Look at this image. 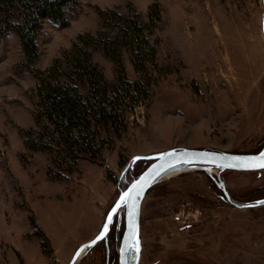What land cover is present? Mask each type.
Instances as JSON below:
<instances>
[{"label": "rangeland", "instance_id": "rangeland-1", "mask_svg": "<svg viewBox=\"0 0 264 264\" xmlns=\"http://www.w3.org/2000/svg\"><path fill=\"white\" fill-rule=\"evenodd\" d=\"M152 9L161 16L153 24ZM107 12L146 25L156 52L140 70L131 51L121 50L124 73L145 93L125 113L124 129L101 134L99 161L80 160L71 175L53 179L51 156L24 143L35 125L34 73L48 70L78 37L96 36ZM67 19L65 28L44 24L32 67L15 33L0 39V264H69L100 232L123 192L124 164L136 155L179 147L264 151V0H76ZM92 58L115 83L114 62L95 49ZM149 164L138 162L137 172ZM220 176L217 168L189 167L152 187L142 206L139 264H264V205L229 201L264 199V171L225 172L215 186ZM114 224L108 240L76 264H118L125 209Z\"/></svg>", "mask_w": 264, "mask_h": 264}, {"label": "trees", "instance_id": "trees-1", "mask_svg": "<svg viewBox=\"0 0 264 264\" xmlns=\"http://www.w3.org/2000/svg\"><path fill=\"white\" fill-rule=\"evenodd\" d=\"M75 2L0 0V39L15 33L26 65L32 67L40 56L37 36L43 31L44 24L49 22L61 28L67 27V9ZM101 18L102 30L96 36L78 37L71 50L56 58L48 70L34 73L38 82L35 125L24 134V143L32 153L51 156L48 175L53 179L63 180L71 175L80 160L99 161L101 145L105 143L101 134L119 133L121 128L124 129L125 113L135 107L139 96L145 93L141 81L133 84L124 73L121 50L127 48L131 51L135 67L140 70L145 58L154 56L156 52L145 36L146 25L137 16L125 19L114 12L101 13ZM149 18L151 24L161 20L160 14L153 9ZM115 21L118 23L117 31L112 35L114 26L111 23ZM93 49L102 51L116 65L118 77L115 83L108 82L101 68L94 64ZM53 168L60 172L54 174ZM137 171L136 165L129 166L117 182L119 192L139 177L141 173ZM225 172L230 171H221L215 186L223 181ZM230 202L235 204L233 199ZM240 204L236 205L244 206ZM116 227L113 224L111 234ZM120 231L122 238L124 226Z\"/></svg>", "mask_w": 264, "mask_h": 264}, {"label": "water", "instance_id": "water-1", "mask_svg": "<svg viewBox=\"0 0 264 264\" xmlns=\"http://www.w3.org/2000/svg\"><path fill=\"white\" fill-rule=\"evenodd\" d=\"M262 153H264V151L259 153L242 154L208 148L179 147L152 154L134 156L130 163L125 167L122 175L126 172L129 166L133 167L140 161L149 162V166L123 192L120 193L117 200L108 211L105 222L98 235L93 240L80 246L69 264H76L82 251L89 247H93L102 241L98 240V237L103 232L109 215H111L113 210L117 208L121 198L126 195H130L128 204L117 209V214L122 209H125V228L119 248V264H139L142 251L141 212L143 202L149 190L161 180V177L170 171H181L189 167H209L217 168L220 171L234 172L264 171V169L251 168L247 166L248 162L259 159ZM262 202H264V199H260L253 204L244 205L241 208L263 206L264 203ZM116 215L113 216V222ZM112 224L108 225L109 230L107 235L111 230ZM134 232L135 238L133 235ZM135 239H138L140 243L139 254H137L134 249Z\"/></svg>", "mask_w": 264, "mask_h": 264}, {"label": "snow or ice", "instance_id": "snow-or-ice-1", "mask_svg": "<svg viewBox=\"0 0 264 264\" xmlns=\"http://www.w3.org/2000/svg\"><path fill=\"white\" fill-rule=\"evenodd\" d=\"M248 167L251 168H259V169H264V153L261 154L260 158L255 160V161H251L247 163ZM130 199V195H126L124 197L121 198L120 203L117 205V208L113 210V213L111 215H109L107 223L104 227L103 232L100 234V236L98 237V240H103L106 238L107 233H108V225L113 223V216H115L117 214V209L126 206L128 204V200ZM264 203V202H262ZM134 238H135V232H134ZM95 243V242H94ZM134 249L135 252L137 254H139L140 252V243L138 239H135V244H134Z\"/></svg>", "mask_w": 264, "mask_h": 264}, {"label": "flooded vegetation", "instance_id": "flooded-vegetation-1", "mask_svg": "<svg viewBox=\"0 0 264 264\" xmlns=\"http://www.w3.org/2000/svg\"><path fill=\"white\" fill-rule=\"evenodd\" d=\"M223 194H224V193H223ZM223 194L221 195V198H222L223 200H225V196H224ZM229 201H231V200H229ZM254 203H255V202H254ZM251 204H253V203H251ZM234 205H235L236 207L241 208L240 206H237L236 204H234ZM254 208H255V207H254ZM121 211H123V209H122ZM121 211H120V212H121ZM120 212H119V213H120ZM117 216H118V214L116 215V217H117ZM116 217H115V218H116ZM114 223H115V219H114L113 224H114ZM113 224H112V226H113ZM112 226H111V230H112ZM111 230H110L109 234L107 235V237H106L104 240L100 241V242H99L98 244H96L95 246L101 244L102 242H106V241L108 240V237H109L110 234H111ZM95 246H93V247H89V248L85 249L84 251H87V250L90 251V250H92ZM77 250H78V249H77ZM142 250H143V247H142ZM84 251H82V253H83ZM141 252H142V251H141ZM82 253L80 254V258L78 259V261L83 257V254H82ZM78 261H77V262H78ZM77 262H76V263H77ZM118 264H119V258H118Z\"/></svg>", "mask_w": 264, "mask_h": 264}, {"label": "bare ground", "instance_id": "bare-ground-1", "mask_svg": "<svg viewBox=\"0 0 264 264\" xmlns=\"http://www.w3.org/2000/svg\"><path fill=\"white\" fill-rule=\"evenodd\" d=\"M179 172H180L179 170L170 171L169 173H167V174H165L163 177H161V180H162V179H165V178H168V177H170V176H172V175H175V174H177V173H179Z\"/></svg>", "mask_w": 264, "mask_h": 264}]
</instances>
